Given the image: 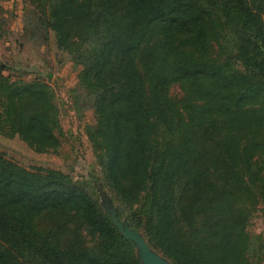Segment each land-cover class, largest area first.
I'll list each match as a JSON object with an SVG mask.
<instances>
[{"label":"trees","instance_id":"16d2710c","mask_svg":"<svg viewBox=\"0 0 264 264\" xmlns=\"http://www.w3.org/2000/svg\"><path fill=\"white\" fill-rule=\"evenodd\" d=\"M23 1L24 35L83 58L100 174L0 154V264H144L106 203L172 264H263L264 0ZM0 131L57 149L49 82L0 66Z\"/></svg>","mask_w":264,"mask_h":264},{"label":"rangeland","instance_id":"374dc122","mask_svg":"<svg viewBox=\"0 0 264 264\" xmlns=\"http://www.w3.org/2000/svg\"><path fill=\"white\" fill-rule=\"evenodd\" d=\"M24 9L23 0H0V66L11 77L28 79L40 76L49 82L59 107L62 133L57 149L37 151L18 134L0 131V154L25 167L49 168L69 177L95 181L100 168L85 131V124L93 120V110L88 108L80 113L73 103V91L78 84L80 70L85 66L83 58L58 48L52 32L44 43L24 35ZM170 91L177 94L179 88L174 84ZM263 227L264 218L261 210L257 209L247 228L257 233ZM31 264L40 263L33 261Z\"/></svg>","mask_w":264,"mask_h":264},{"label":"water","instance_id":"95a60500","mask_svg":"<svg viewBox=\"0 0 264 264\" xmlns=\"http://www.w3.org/2000/svg\"><path fill=\"white\" fill-rule=\"evenodd\" d=\"M105 209L117 226L119 232L126 238L131 239L137 248V255L144 264H172L170 260L160 252L152 248L142 232L128 225L124 220L119 219L116 209L109 203L105 204Z\"/></svg>","mask_w":264,"mask_h":264}]
</instances>
